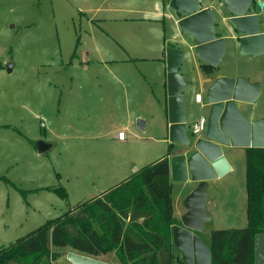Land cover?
I'll return each instance as SVG.
<instances>
[{"label": "rangeland", "instance_id": "rangeland-1", "mask_svg": "<svg viewBox=\"0 0 264 264\" xmlns=\"http://www.w3.org/2000/svg\"><path fill=\"white\" fill-rule=\"evenodd\" d=\"M207 2L211 8L218 3ZM257 2L264 0H254L264 30V7ZM163 9L171 13L158 0H0V125L6 126L0 127V178L8 182L0 179V249L166 152L164 112L154 100L163 99L157 83L163 67L154 59L164 36V49L175 46V36L166 29ZM138 10L150 17L135 18ZM223 43L214 73L257 83L253 104L264 109V53L241 55L237 42L224 37ZM178 72L187 83L186 133L193 141L190 128L200 115L206 118V109L192 97L199 91L204 98L206 77L189 60ZM138 121L146 123L144 129ZM118 131L122 143L112 140ZM22 133L46 141L48 150L26 151ZM43 188H63L66 198ZM180 189L181 183L171 181L176 219L183 210ZM205 198L210 219L199 232L201 241H208L212 230L245 227L242 154L232 171L206 186ZM69 251H59L54 264H69Z\"/></svg>", "mask_w": 264, "mask_h": 264}, {"label": "water", "instance_id": "water-1", "mask_svg": "<svg viewBox=\"0 0 264 264\" xmlns=\"http://www.w3.org/2000/svg\"><path fill=\"white\" fill-rule=\"evenodd\" d=\"M253 5V0H222V9L216 13L210 8H200L199 0H168L167 8L180 33L191 43L189 49L195 58L214 69L224 53L223 38L213 32L216 15L228 16L221 20L225 26H232L226 33L230 39L237 40L241 55L264 53V32H259L257 15L248 13ZM257 8L262 9L260 2H257ZM184 58L181 49L165 47L167 139L172 150L180 151L168 157L169 178L195 183L183 201L185 214L178 225L171 226V244L177 251L173 262L210 264L209 251L197 236L209 220L204 209L206 181L221 177L229 170L222 155L223 147L264 148V119L249 121L237 108L238 103L254 102L259 93L257 83L240 76H219L204 90L205 128L199 137L190 141L184 122L182 91L185 80L178 72ZM7 69L10 71V64ZM137 126L143 129V122L138 121ZM36 149L44 151L39 143ZM65 260L69 264H107L73 251L66 252ZM252 264H264V232L253 235Z\"/></svg>", "mask_w": 264, "mask_h": 264}, {"label": "trees", "instance_id": "trees-1", "mask_svg": "<svg viewBox=\"0 0 264 264\" xmlns=\"http://www.w3.org/2000/svg\"><path fill=\"white\" fill-rule=\"evenodd\" d=\"M199 70L212 73L205 64ZM170 151L168 145L161 158L0 249V264H54L63 249L92 258L112 253L119 264H174ZM43 189L66 198L63 188ZM244 191L245 227L209 232L210 264H252L253 235L264 232V148L245 149Z\"/></svg>", "mask_w": 264, "mask_h": 264}, {"label": "crops", "instance_id": "crops-1", "mask_svg": "<svg viewBox=\"0 0 264 264\" xmlns=\"http://www.w3.org/2000/svg\"><path fill=\"white\" fill-rule=\"evenodd\" d=\"M218 1V3H217V5L214 7V8H211L210 6H209V3L207 2V0H199V5H200V8H210L212 11H214V12H218V11H220L221 9H222V0H217ZM254 1V0H253ZM158 2H160L161 3V5L162 6H167V3H168V0H165V1H163V0H158ZM262 4V3H261ZM263 6H264V4H262V9H263ZM96 9V8H95ZM97 11H98V9H96ZM107 10H111V9H107ZM172 13V12H171ZM169 11H167L166 9H163L162 10V16L164 15L165 16V18H166V20H167V22H169V26H167V28L166 29H168L169 31H171L173 34H174V36L175 37H171V40L174 42L173 44L175 45H173L175 48H179V49H181L183 52H184V54H185V58H184V60L183 61H185V60H189V61H191L192 63L194 62H196V65H197V67H198V69H199V65H201V64H203V63H201L197 58H195V56L193 55V53H192V51L189 49L190 48V46H191V43L189 42V40H188V38H187V36H183L181 33H180V31H179V29H178V27H177V25H176V23H175V18L173 17V14H171ZM248 13H254V14H256L257 15V18H258V16H259V11L257 10V9H255V4L253 5V8H252V10L251 11H249ZM143 14H145V15H147V16H149L150 17V15H149V13L148 12H145V11H140V10H138V11H135V13L133 14V16L135 17V18H137V19H141L142 18V16H143ZM153 15H159V13H152ZM166 16H169L172 20H169ZM226 17H228L227 15H222V16H219V15H216V17H215V25H214V27H213V32L215 33V35L217 36V37H226L230 42H233V41H235V42H237V40H233V39H230L229 37H228V35H227V33H224L225 31H229V30H231L232 29V26L231 25H229L228 24V26H225V23L223 24V21L221 20L222 18H226ZM174 18V19H173ZM149 20V19H148ZM173 23V24H172ZM258 25H259V32H264V30L263 29H260V27H261V22L259 21V19H258ZM164 34H166V33H164ZM166 40H167V38H165V36H164V39H163V42H162V45H161V47H159V49H158V53H159V58L158 59H154L155 61H157V63H160L161 65H162V79H159V81L157 82L158 84H159V87L161 88V90H162V97H163V99L162 100H160V99H156V98H154V100L155 101H157L159 104H160V107H161V109H162V111L164 112V122H163V131H164V136H165V139H162L161 141L164 143H166L167 144V146L168 145H170L171 146V151H170V153L168 154V155H166V158H167V160H168V157L170 156V155H173V154H178V152H180V151H178V150H172V144L171 143H169V141H168V139H167V122H166V120H165V115H166V112L164 111V108H163V104L166 102V94H165V69H164V53H163V50H164V46H165V42H166ZM168 44V43H167ZM238 45V42H237V44H236V46ZM201 72V71H200ZM202 74H204V73H202ZM205 75V74H204ZM219 76H223V77H227V78H233V77H236V76H240V77H243L242 75H239V74H231V75H223V74H216V73H214V71H213V69H212V73L211 74H209V75H205V79L203 80V91L207 88V86L213 81V79L214 78H216V77H219ZM245 78V77H244ZM249 82H253V81H250L249 79H247ZM254 83V82H253ZM186 85H187V83L185 82V86H184V88H183V91H182V96H184L183 95V93H184V89H185V87H186ZM195 93H199V91L198 92H195ZM194 93V94H195ZM193 94V95H194ZM201 94V93H200ZM259 94V93H258ZM192 100H193V97H192ZM256 100V99H255ZM254 100V101H255ZM194 103V102H193ZM184 105H185V102H184V98H183V109H184ZM196 105H199L200 107H204L205 108V104L202 102L201 104H196ZM22 108L23 109H27V106L26 105H23L22 106ZM237 108H238V110L240 111V113L242 114V116L244 117V118H246L247 120H249V121H253V120H258V119H264V109H257V108H255V106H254V104H253V102L252 103H250V104H245V103H238L237 104ZM206 109V108H205ZM162 112V113H163ZM200 116H202V115H200ZM199 116V117H200ZM204 117V116H203ZM184 122H185V125H186V113H185V109H184ZM145 126H146V123H144L143 124V129L145 128ZM0 127H6L5 125H0ZM18 132V131H17ZM109 132L107 131L106 132V134H108ZM25 134V133H24ZM23 133H22V135H21V137H22V139L23 140H26L27 142H28V146H26V151H28L29 149H34V150H36L37 151V149H36V144L37 143H39L40 145H43V147L44 146H49L47 143H46V141H38V142H36V140H39V139H31L30 137H28V136H26V135H24ZM164 136H163V138H164ZM33 140H35V142L36 143H34L33 144ZM112 140L113 141H115L116 143H122V142H124V140H125V138H123V140H118L117 138H116V135H113L112 136ZM246 148H249V147H240V146H238V147H230V146H226V147H223L222 148V155H223V157L225 158V160H226V162H227V164H228V166H229V170L227 171V172H230V171H232L233 170V168H234V163H235V159H236V155L238 156V155H240V154H242L243 156H244V154H245V149ZM33 150V151H34ZM46 150H48V149H46ZM45 150V148H44V151H46ZM43 151V152H44ZM166 154V152L165 153H162V155L160 156V158L162 157V156H164ZM159 159V158H158ZM152 162H154V161H152ZM152 162H150V163H152ZM150 163H148V164H150ZM148 164H146V165H148ZM224 176V175H223ZM129 176H127V177H124V179L123 180H125L126 178H128ZM168 177H169V168H168ZM219 178V177H218ZM217 178H215V179H211V180H208V181H206V184H207V186L209 187V185H211V183H213V181H215ZM122 180V181H123ZM169 181H170V184H171V180H170V178H169ZM179 183H181V189H180V191H181V193H182V196H181V205L183 206V210L181 211V212H179V215H178V217L180 218L183 214H185V212H186V209H185V206H184V204H183V201H184V198L194 189V187H195V183H193V182H189V181H185V182H179ZM99 194H101V193H99ZM172 215H173V213H172ZM173 218L177 221V224L176 225H178L179 224V218H175L174 216H173ZM209 219H210V217H209ZM209 221V220H208ZM197 236H199V233H197ZM200 239V238H199ZM204 245L207 243V241L206 242H203V241H201ZM206 246V245H205ZM173 254H174V256H176L177 255V251L173 248ZM97 260H100V261H103V262H105V263H107V264H119V263H117V261L115 260V258H114V256H113V254L112 253H108V254H106V255H103V256H101V257H99V258H96Z\"/></svg>", "mask_w": 264, "mask_h": 264}, {"label": "built area", "instance_id": "built-area-1", "mask_svg": "<svg viewBox=\"0 0 264 264\" xmlns=\"http://www.w3.org/2000/svg\"><path fill=\"white\" fill-rule=\"evenodd\" d=\"M264 7V6H263ZM169 20H171V18L169 16H166ZM193 102L195 104H201L203 102V96L200 93H195L193 95ZM205 122H206V118L203 116H200L197 121H195L190 130H191V134L194 137H199L201 135V133L203 132L204 128H205ZM116 138L118 140H123L124 138V134L122 131H118L116 133Z\"/></svg>", "mask_w": 264, "mask_h": 264}]
</instances>
